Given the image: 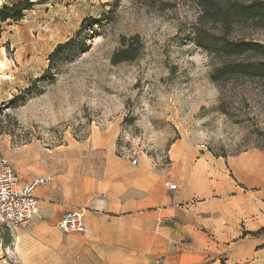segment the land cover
<instances>
[{
  "label": "rangeland",
  "instance_id": "rangeland-1",
  "mask_svg": "<svg viewBox=\"0 0 264 264\" xmlns=\"http://www.w3.org/2000/svg\"><path fill=\"white\" fill-rule=\"evenodd\" d=\"M30 1L20 21L0 24V159L10 166L113 155L173 173L177 150L226 159L264 145V79L212 81L219 59L193 42L201 0ZM230 39L264 45V29L234 24ZM25 230L0 222V264H67Z\"/></svg>",
  "mask_w": 264,
  "mask_h": 264
},
{
  "label": "crops",
  "instance_id": "crops-1",
  "mask_svg": "<svg viewBox=\"0 0 264 264\" xmlns=\"http://www.w3.org/2000/svg\"><path fill=\"white\" fill-rule=\"evenodd\" d=\"M197 155L175 151L173 173L113 155L49 171L11 166L21 183L54 179L35 190L24 235L54 244L67 264H264V150ZM79 210L85 232L59 236L62 213Z\"/></svg>",
  "mask_w": 264,
  "mask_h": 264
},
{
  "label": "trees",
  "instance_id": "trees-1",
  "mask_svg": "<svg viewBox=\"0 0 264 264\" xmlns=\"http://www.w3.org/2000/svg\"><path fill=\"white\" fill-rule=\"evenodd\" d=\"M201 1L202 10L193 29V42L197 48L219 59L211 76L212 81L220 82L235 77L264 79V45L246 42L244 39H230L234 24L249 23L264 29V2L243 6L232 0ZM33 6L30 0L8 2L0 8V24L20 21L23 13ZM205 19L210 24L202 22ZM209 25L214 28H207ZM133 59L124 57L119 62ZM254 149L264 150V145Z\"/></svg>",
  "mask_w": 264,
  "mask_h": 264
},
{
  "label": "built area",
  "instance_id": "built-area-1",
  "mask_svg": "<svg viewBox=\"0 0 264 264\" xmlns=\"http://www.w3.org/2000/svg\"><path fill=\"white\" fill-rule=\"evenodd\" d=\"M136 164V159L130 161ZM54 181L53 177H39L29 183H21L14 169L0 159V221L13 228H26L37 211L35 190ZM163 187L175 191L177 186L164 182ZM83 210L62 213L56 225L62 234H83Z\"/></svg>",
  "mask_w": 264,
  "mask_h": 264
}]
</instances>
